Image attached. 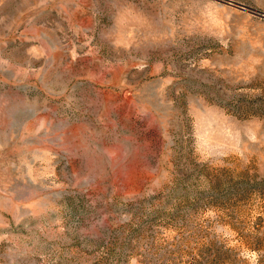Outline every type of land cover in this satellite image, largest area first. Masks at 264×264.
<instances>
[{"label": "rangeland", "instance_id": "obj_1", "mask_svg": "<svg viewBox=\"0 0 264 264\" xmlns=\"http://www.w3.org/2000/svg\"><path fill=\"white\" fill-rule=\"evenodd\" d=\"M0 264H264V0H0Z\"/></svg>", "mask_w": 264, "mask_h": 264}]
</instances>
